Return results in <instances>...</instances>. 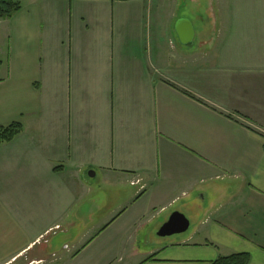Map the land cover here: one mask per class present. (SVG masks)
Listing matches in <instances>:
<instances>
[{
    "label": "crops",
    "instance_id": "crops-1",
    "mask_svg": "<svg viewBox=\"0 0 264 264\" xmlns=\"http://www.w3.org/2000/svg\"><path fill=\"white\" fill-rule=\"evenodd\" d=\"M18 1L0 18V126L22 124L0 145V264H264V12ZM176 211L188 229L160 236Z\"/></svg>",
    "mask_w": 264,
    "mask_h": 264
},
{
    "label": "trees",
    "instance_id": "trees-1",
    "mask_svg": "<svg viewBox=\"0 0 264 264\" xmlns=\"http://www.w3.org/2000/svg\"><path fill=\"white\" fill-rule=\"evenodd\" d=\"M20 9L21 3L18 0H0V18H11ZM21 132V123L0 126V145L13 141ZM249 260L248 254L236 253L226 257H220L212 264H249Z\"/></svg>",
    "mask_w": 264,
    "mask_h": 264
},
{
    "label": "water",
    "instance_id": "water-1",
    "mask_svg": "<svg viewBox=\"0 0 264 264\" xmlns=\"http://www.w3.org/2000/svg\"><path fill=\"white\" fill-rule=\"evenodd\" d=\"M175 29L181 42L191 43L194 39L195 31L193 24L189 19L183 18L176 22ZM189 227V221L184 214L174 212L169 220L162 225L158 234L160 236H170L186 231Z\"/></svg>",
    "mask_w": 264,
    "mask_h": 264
},
{
    "label": "rangeland",
    "instance_id": "rangeland-1",
    "mask_svg": "<svg viewBox=\"0 0 264 264\" xmlns=\"http://www.w3.org/2000/svg\"><path fill=\"white\" fill-rule=\"evenodd\" d=\"M207 10H212V8H218V4H223V8L225 9V14L227 15L228 18V22L229 23H233V20H236L234 17V13L237 10H253V12H255L257 15H259L261 12H264V0H207ZM212 4L214 7H212ZM217 4V5H216ZM257 18V17H255ZM167 213L163 214V216L161 217H166ZM160 217V218H161ZM159 218V220H155L152 224L154 225V227L156 228V231L159 230L158 228H160L162 225H159V221L161 220ZM151 224V225H152ZM158 233V231H157ZM155 233V234H157ZM179 235V234H178ZM176 236V235H174ZM160 239H163V237H160Z\"/></svg>",
    "mask_w": 264,
    "mask_h": 264
}]
</instances>
